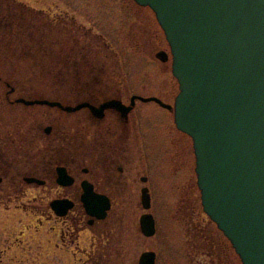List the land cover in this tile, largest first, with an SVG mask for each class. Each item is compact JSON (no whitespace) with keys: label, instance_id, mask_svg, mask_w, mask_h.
<instances>
[{"label":"flooded vegetation","instance_id":"1","mask_svg":"<svg viewBox=\"0 0 264 264\" xmlns=\"http://www.w3.org/2000/svg\"><path fill=\"white\" fill-rule=\"evenodd\" d=\"M127 6V18L134 16L135 9L137 20L141 13H153L133 0ZM64 15L63 60L35 63L33 69L38 72L27 80H14L11 65L9 70L0 67V209H5L7 200L19 201L17 209L30 210L39 215L40 223L43 219L50 223V263L140 264L144 253L154 252L157 264L159 252L148 245L152 237L143 233L140 223L147 212L141 195L144 189L150 194L148 212L154 216L156 236L159 226L153 194H165L161 184L167 159L161 146L167 136L161 129L174 133L169 145L175 152L190 138L176 127L172 110L144 99L153 97L174 105L179 86L172 60L173 79L165 88L134 83L125 72L126 62L102 34L79 24L70 13ZM154 21L152 37L164 43L165 35L155 17ZM141 39L135 38L136 45L144 51L147 40ZM163 48L153 53L166 71L172 58L170 49ZM161 53L165 60L159 57ZM147 105L159 111L150 113ZM195 190L199 193L197 182ZM175 193L182 194V190ZM84 194L102 197L96 215L88 213ZM193 198L187 193L184 204L186 225L193 231V242L184 243L193 248L191 264H242L226 237L216 229L214 238L208 230L211 221L203 229L194 222L197 202ZM62 201L64 207H60ZM55 207L64 213L58 215ZM140 247L144 248L139 251ZM3 253L0 250V261Z\"/></svg>","mask_w":264,"mask_h":264},{"label":"water","instance_id":"2","mask_svg":"<svg viewBox=\"0 0 264 264\" xmlns=\"http://www.w3.org/2000/svg\"><path fill=\"white\" fill-rule=\"evenodd\" d=\"M134 1L155 13L179 84L174 107L144 101L172 110L177 128L192 138L205 214L242 264H264V0ZM82 200L96 215L103 199L84 194ZM141 200L149 210L147 189ZM140 222L146 236L155 234L152 214ZM155 259L146 252L140 264Z\"/></svg>","mask_w":264,"mask_h":264},{"label":"rangeland","instance_id":"3","mask_svg":"<svg viewBox=\"0 0 264 264\" xmlns=\"http://www.w3.org/2000/svg\"><path fill=\"white\" fill-rule=\"evenodd\" d=\"M127 2L129 0H0V67L9 70L11 65L14 67L11 69L15 70L11 71L14 80H27L35 77L38 72L33 69L35 63L63 60L66 46L63 14L68 12L79 24L102 34L119 52L122 61L126 62L125 72L131 81L137 84L150 83L151 88L155 90L165 88V83L169 85L173 79L170 74L171 59L166 71H162V66L158 64L160 62L154 57L153 51L157 50L154 49L161 45L169 52L166 41L157 43L152 37L155 16L153 13H141V20H137L136 14L139 15V11L135 9L134 16L127 18ZM128 22H133V25L129 26ZM140 22L141 25L138 24ZM146 24L150 27L149 32L146 30ZM143 30L146 33H143ZM140 36L143 38L141 40H147L144 51L136 45L135 38ZM146 107L150 113L159 111L158 108H150L148 105ZM161 132L167 136L161 145L164 148L162 156L167 158L162 159L166 163V177L161 184L165 194H153L154 212L159 228L157 235L147 243L159 252L157 264H191L193 248L184 246L186 240L193 242V231L187 227L185 219L187 209L184 204L187 202V193L191 197L194 196L197 202L194 222L200 223V229L207 228L210 223L203 213L200 195L195 190L197 178L193 145L189 139L175 152V148L169 145V139L174 133L168 132L164 127ZM170 155L173 156L172 162ZM175 185L177 188H174ZM192 188L194 193L190 194ZM179 189L182 194L175 193ZM27 198L31 196L23 198V201L27 202ZM18 204L19 201L7 200L5 209H0V250H4L0 264H85L72 261L50 263V247L47 242L50 223L46 219L40 223L38 214H32V211L26 209H17ZM180 204L182 210L179 208ZM140 213L141 211L136 213L135 222L138 221ZM124 222H128L127 219ZM216 229L215 224L210 225L208 229L213 231L214 238H217L218 234ZM85 243L87 246L89 237ZM142 248L144 247H140L139 251Z\"/></svg>","mask_w":264,"mask_h":264}]
</instances>
